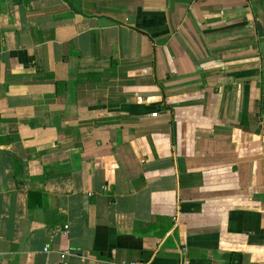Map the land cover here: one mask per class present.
<instances>
[{"label":"crops","instance_id":"crops-1","mask_svg":"<svg viewBox=\"0 0 264 264\" xmlns=\"http://www.w3.org/2000/svg\"><path fill=\"white\" fill-rule=\"evenodd\" d=\"M260 39L252 0H0V264H264Z\"/></svg>","mask_w":264,"mask_h":264},{"label":"water","instance_id":"water-1","mask_svg":"<svg viewBox=\"0 0 264 264\" xmlns=\"http://www.w3.org/2000/svg\"><path fill=\"white\" fill-rule=\"evenodd\" d=\"M258 13V24L261 28L260 48L263 55V90H264V0H252Z\"/></svg>","mask_w":264,"mask_h":264},{"label":"built area","instance_id":"built-area-1","mask_svg":"<svg viewBox=\"0 0 264 264\" xmlns=\"http://www.w3.org/2000/svg\"><path fill=\"white\" fill-rule=\"evenodd\" d=\"M153 115L156 116L157 114L155 113ZM65 229H68V226H66ZM66 257H67L66 253L62 254V259L64 260L63 264H68L67 261H66ZM180 264H189L188 263V258H187V253H186L185 249H182V259H181Z\"/></svg>","mask_w":264,"mask_h":264},{"label":"trees","instance_id":"trees-1","mask_svg":"<svg viewBox=\"0 0 264 264\" xmlns=\"http://www.w3.org/2000/svg\"><path fill=\"white\" fill-rule=\"evenodd\" d=\"M181 249H184L183 247H181Z\"/></svg>","mask_w":264,"mask_h":264}]
</instances>
